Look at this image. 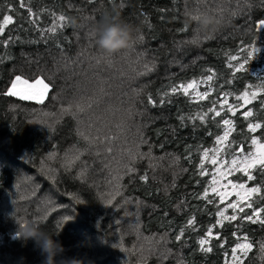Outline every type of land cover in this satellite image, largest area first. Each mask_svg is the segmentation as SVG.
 Returning <instances> with one entry per match:
<instances>
[{"label":"trees","instance_id":"1","mask_svg":"<svg viewBox=\"0 0 264 264\" xmlns=\"http://www.w3.org/2000/svg\"><path fill=\"white\" fill-rule=\"evenodd\" d=\"M244 1L250 2L241 17L226 13L235 11L236 0H32L35 11L63 12L79 23L41 38L38 29L50 26L52 16L42 12L32 25L19 0H8L18 10L0 36L14 41L0 43V264H20V257L24 264H41L34 241L15 235L16 223L24 220L40 222L67 249L65 257L84 264H224L239 242L252 244L241 257L244 264H264V227L240 219L252 214L247 202L264 207V175L253 171V181L242 172L230 175L261 192L241 202L244 213L224 209L225 216L238 219L224 220L222 227V203L211 193L201 198L213 166L204 161L207 174H200L203 151L211 155L217 147L222 118L235 125L226 159L241 146L252 152L253 136L264 141V127L247 129L250 122L264 125V89L258 88L264 84V28L258 30L264 0ZM224 10L217 17L233 21L210 36L194 23L184 28L188 12L215 16ZM0 12L8 14L3 6ZM102 20L131 25V46L103 53L94 36ZM147 66L152 69L146 73ZM213 73L211 82L198 84L200 92H210L208 99L171 94L173 86ZM19 75L41 77L49 85L43 103L6 93ZM253 91L259 95L250 105L237 99ZM164 93L169 95L161 104ZM225 93L237 115L225 107L221 117L192 119L222 102ZM215 106L219 111L220 104ZM249 108L254 115L245 120L242 113ZM193 217L195 226L176 241ZM209 228L213 235L206 247L212 251L204 253L198 241Z\"/></svg>","mask_w":264,"mask_h":264},{"label":"snow or ice","instance_id":"2","mask_svg":"<svg viewBox=\"0 0 264 264\" xmlns=\"http://www.w3.org/2000/svg\"><path fill=\"white\" fill-rule=\"evenodd\" d=\"M32 0H19V8L20 9H25L28 13V16L31 17L29 19V23L32 25H35L39 19L41 13H45L48 15L52 16V23L50 26L43 28V29H38L41 33V38L44 37L46 33H57L63 31L66 27H68L66 23V15L61 12L60 14H57L55 12H51L50 10L47 9H41L40 11H35L31 7ZM0 6H3L5 10L8 12V14H3L0 12V16H2V23H0V36H3L5 33L6 28L9 25H12L14 23V13L18 10L15 3H9L8 0H0ZM264 28V20L260 21V24L258 25V30ZM16 39H19L18 37ZM141 39H143V36H141ZM14 42L11 37L7 40H0V43H2L5 47H7L10 43ZM257 51V49H253L251 52H249V57L253 56L254 53ZM232 60H236L237 58L235 56L231 57ZM0 60H2V57H0ZM244 65L241 64L240 68L237 69L239 71L240 69H243ZM151 69H149L150 71ZM215 76V73L206 76L203 80L201 81H196L193 80L189 83L185 84H180L178 86H173L171 88V94H176L178 92H182L185 96L193 95L194 98L197 101L200 100H205L208 99L210 96L209 91H196L197 85L199 83H204L208 84L213 80ZM36 84L41 86V90L38 93H22L17 91V86L18 85H25L28 88H33L34 86L29 83L28 80L22 79L21 76H16L15 80L12 82L11 88L9 89L8 95L16 96L19 95L21 99H35L37 102L43 103L45 95L48 93L49 85L45 83L43 79H38L36 80ZM260 89H264V84H261L258 86ZM189 90H193L191 93ZM169 93H164L163 97L160 99V103L163 104L166 102L164 97H167ZM259 95L258 91H253L251 94L248 92H244L240 96L237 97L238 100H243L244 105H250L253 100H256ZM228 93H225L222 102L220 100L214 101L213 106L208 108L207 112L203 113H198L196 116L192 117V119H199L201 122H204L208 117L209 113H214V117H221V113L225 111V107L227 109V113H231L232 116L237 115V112L239 111L238 108L234 107L232 104L229 103L228 101ZM148 103H155L154 99L149 96L148 98ZM220 104V110L218 111L216 109V104ZM261 103H264V100L261 101ZM78 110L83 111L82 108L79 106ZM243 117L245 120H248L250 117H253L254 112L251 108H249L246 111H243L242 113ZM184 117H181V120H183ZM222 124L224 126V131L222 135H218L216 137V145L213 150H211V155H210V150L205 149L203 151V157L202 161L200 164V169H201V175H206L207 171L204 168V161L210 162L212 165L216 166V174L226 178L227 175H231L233 172H242L248 179V181H253L255 179V176L253 175V171H259L262 175H264V143H260V140L256 137L253 136L251 139V143L253 145L257 146V150L255 153L253 152H247L245 153V149L243 146H241L238 150V155H236L230 163H228L226 160L221 161L218 159L219 154L225 150V146L230 147L231 143L229 141V137L232 135V132L235 131V125L230 118H222ZM264 127L260 122L256 123H248L247 124V129L251 133H256L258 129H261ZM143 139L141 140V143H143ZM178 159V158H177ZM221 169H224L223 171ZM133 168H129L128 171L131 172L133 171ZM141 179L147 180V176L141 177ZM219 181L216 179V177H213L212 180V185L218 184ZM231 183V181H229ZM261 184H264V181H261ZM232 188L234 190L239 189L243 190V195L240 194L239 191H237V196L240 197V202L243 201H251L253 195H259L261 192V187L260 186H255V187H246L244 183L240 184H232ZM211 191L213 193H216L221 197V200H223L227 195H230V193L227 192H218L216 187H211ZM209 197V191L208 189H205L204 193L202 194L201 198L202 199H208ZM261 200H264V196L260 197ZM212 201L209 200V203ZM240 202L237 203H232L229 204L228 207L235 209H239V212L244 213L245 208L240 206ZM111 203V201H109ZM246 207L252 210V214L249 215L245 213L243 217H240V219H246L247 221L255 224L259 223L262 227H264V207H254L253 202H247ZM218 216H220L222 219L217 220V224L220 225L221 227L223 226V221L228 220L229 222L231 221H236L238 219L236 214L229 216L224 215V211H218L217 213ZM195 217L190 218L187 221V226L186 228H181L179 234L175 236L176 241H180L181 238L184 236L185 231L189 227H194L195 226ZM213 231L212 228H209L207 233L205 234L204 238H201L198 243L200 245V250L204 253H209L212 251V247L207 246L210 244V237H212ZM235 235V233H234ZM217 239H219V236L217 235ZM245 241H247V236L243 237ZM252 244L251 243H237L235 247L232 248L231 250V264H244L242 260V256H246L247 253L251 250ZM238 250L240 255H238ZM260 251L261 253H264V243L260 245ZM226 264H228V261L226 260Z\"/></svg>","mask_w":264,"mask_h":264},{"label":"clouds","instance_id":"3","mask_svg":"<svg viewBox=\"0 0 264 264\" xmlns=\"http://www.w3.org/2000/svg\"><path fill=\"white\" fill-rule=\"evenodd\" d=\"M68 26H79L76 17H66ZM195 24L200 32L210 36L223 26L224 21L208 13L185 14L184 28ZM135 29L124 22L115 20H102L94 29L95 44L105 54L112 55L131 46ZM17 224L16 237L23 240H33L35 248L43 258L41 264H84L79 257H65V249L59 240L53 239V235L43 231L40 222L24 220ZM25 258L20 257V264H24Z\"/></svg>","mask_w":264,"mask_h":264},{"label":"rangeland","instance_id":"4","mask_svg":"<svg viewBox=\"0 0 264 264\" xmlns=\"http://www.w3.org/2000/svg\"><path fill=\"white\" fill-rule=\"evenodd\" d=\"M223 1H224V0H223ZM249 2H250V1L236 0V2H235V6H236V7H235V11H232V12L227 11V12H226V10H224L222 13H220V14H218V15H215V16H221L223 13L226 12V13H228V14L236 13V14H238L239 16L242 17V15H243L242 10L248 6ZM236 18H237V17H236ZM237 19L240 21L239 18H237ZM222 20L224 21L223 26H226V25L230 24V23L233 21V19L230 18V17H224ZM225 23H226V24H225ZM221 27H222V26H221ZM215 32H216V31H215ZM149 69H152V68H151L150 66H147V67H146V73L149 71ZM19 76H20V75H19ZM15 77H16V76H15ZM15 77L12 79V81L10 82V85H9L8 89L6 90V93H7V94H8V92H9V89L11 88L12 82L15 80ZM21 78H22V79H26V78L23 77V76H21ZM38 79H42V78H41V77H36V78H32L31 80L26 79V80H28L29 83L32 84L34 87H33V88H28V87L25 86V85H18V86H17V91H18V92H22V93H28V94H31V93H38V92L41 90V86L36 84V80H38ZM45 83H46V82H45ZM201 84H203V83H201ZM189 91L192 92L193 90H189ZM196 91H200V90H198V85H197V89H196ZM15 97H19V98H20L19 95H16ZM27 100H33V101H36V102H37V100H35V99H27ZM223 131H224V130H223ZM222 134H223V133H222ZM222 134H221V135H222ZM260 143H264V141H261ZM256 150H257V146L254 145V146H253V151H252V152L255 153ZM234 157H235V156H231V157H229V158L226 159V157L223 155V152H221V153L219 154L218 159L221 160V161L226 160L228 163H230L231 160H232ZM221 170L223 171L224 169H221ZM214 176H215L216 179L219 181V183L216 184V185H212V180H213V177H214ZM229 181H231V183H229ZM240 183H244V184L246 185V181H234V180H232V179L230 178V175H227L226 178H223V177L217 175V174H216V166L213 165V166L211 167V169H210V182H209V186H208V191H209V193L215 195V196L217 197L218 201H219L220 203H222L221 211H223V210L226 209V208H229V207H228L229 204L240 202V197L237 196L236 193H237V191H239L240 194L243 195V190H239V189L234 190V189L232 188V184H240ZM213 186L217 188L218 192H227V193H230V195H227L223 200H221V197H220L219 195H217L216 193H213V192L211 191V187H213ZM246 187H247V186H246ZM240 204H241V202H240ZM239 243H245V242H239ZM235 246H236V245H235ZM235 246H234V247H235ZM231 250H232V249H231ZM237 254L240 255L239 250H238V253H237ZM226 260L228 261V264H231V251L225 256L224 264H226Z\"/></svg>","mask_w":264,"mask_h":264}]
</instances>
